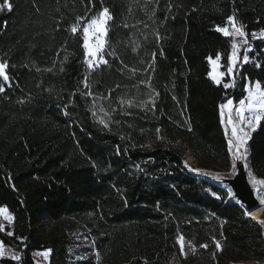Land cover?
Here are the masks:
<instances>
[{
  "label": "trees",
  "instance_id": "16d2710c",
  "mask_svg": "<svg viewBox=\"0 0 264 264\" xmlns=\"http://www.w3.org/2000/svg\"><path fill=\"white\" fill-rule=\"evenodd\" d=\"M104 7L108 64L91 69L82 28ZM233 15L252 46L238 103L247 82L264 83V39L251 36L264 30V0H0V207L14 216L0 240L20 256L0 264H36L49 249V264H71L78 229L93 249L75 264L264 262L261 225L185 166L188 153L204 170L233 163L220 114L229 90L209 65L229 62L217 28ZM248 149L264 180V120Z\"/></svg>",
  "mask_w": 264,
  "mask_h": 264
},
{
  "label": "snow or ice",
  "instance_id": "6c2138e0",
  "mask_svg": "<svg viewBox=\"0 0 264 264\" xmlns=\"http://www.w3.org/2000/svg\"><path fill=\"white\" fill-rule=\"evenodd\" d=\"M9 10H11V4H8ZM83 18H78V20ZM113 19L109 9L107 7L102 8L101 11L94 14L86 24L83 25L82 28V37H83V48L85 50V56L87 59L86 62L89 68L99 67L100 64H108V60L105 59V44H106V36L109 31V21ZM231 22V31L229 27H218L217 31L223 33L224 36H232V55L230 58V65L227 67L228 73H233L234 69H236L239 63V44L236 37L242 38L245 44L248 43L246 37L247 33L243 30L244 26L239 25L236 26L235 15L228 18ZM127 26V25H125ZM80 28L79 24H73L71 26V31L76 33ZM253 38H264V30H261L259 33L253 32L251 33ZM107 55L114 56L115 53L108 52ZM154 55L153 54V63H154ZM66 59V58H65ZM243 62L248 63L249 57L248 55L243 56ZM218 61H212L214 70ZM151 67V65H149ZM256 67H260L259 64H256ZM8 64L7 62H0V77L3 78V81L7 82L9 80V75L7 74ZM132 71H135L134 69ZM225 75L224 72H220L218 75H212V79L216 83L221 82V78ZM150 86V84H149ZM225 88L235 87V79L233 77V82L231 84H225ZM85 87L88 88L90 85L85 82ZM119 87V85H117ZM246 97L242 98L238 102V107L235 109V119L233 116V100L229 99L226 104H221V117H224L225 112L224 109H228L227 114V125L225 127V133H228V127L231 126V137L228 140L229 149L233 153V163L231 164V172L235 173L237 170L236 161H243L245 166H247V157L249 153V149L245 147L247 141L251 138L252 132L256 131L259 123L264 120V83L259 80L249 81L246 86ZM4 91V86L0 84V92ZM85 95L91 96L92 93L89 91ZM157 95H159L157 93ZM95 99V98H94ZM175 99V97H174ZM121 104L127 103L129 106H132V101H125L123 98L120 99ZM152 103V106L155 107L152 101H145L144 105ZM103 111V109H101ZM95 115V112H93ZM107 115V113H105ZM100 123L104 124L105 127H108L107 123L103 119L100 120ZM247 129V130H246ZM189 131H191V127L189 126ZM234 149V151H233ZM243 150V151H242ZM185 166L189 167L187 162H185ZM196 172H201L200 169H190ZM203 175H209L207 172L201 173ZM251 175V173H250ZM213 179L223 182V177L219 174L213 176ZM260 185L264 187V180H255L253 179V186L256 187ZM230 192V190H229ZM219 198V197H217ZM257 199L261 205H264V191H260L257 189ZM0 218L4 221H7L9 224L14 222V216L8 211L6 207H0ZM264 224V221L260 222ZM2 230V229H0ZM8 235H12L11 232ZM23 239V238H22ZM180 249L181 252H184V238L183 236L179 237ZM216 248L222 251V246L219 241H215ZM202 247L206 248L207 245H202ZM195 250V249H193ZM5 247L2 243H0V258H3L5 255ZM51 250L44 252L42 255L45 259L50 255ZM10 258L19 260L20 256L13 252H8ZM97 257H99V253H97Z\"/></svg>",
  "mask_w": 264,
  "mask_h": 264
},
{
  "label": "rangeland",
  "instance_id": "374dc122",
  "mask_svg": "<svg viewBox=\"0 0 264 264\" xmlns=\"http://www.w3.org/2000/svg\"><path fill=\"white\" fill-rule=\"evenodd\" d=\"M236 26H239V25L236 23ZM226 27H229L230 28V31H231V27H232L231 22H229ZM227 37H229L230 40H233V37L232 36H227ZM236 39H237L238 44H239V50H238L239 63L238 64H247V63H244L243 62V59L242 58H243V56L245 54L248 55L250 53V51L252 50L251 43L249 42V40L247 39V37H246V39L248 41L247 44H245L243 42V39L242 38L236 37ZM255 39H264V38L257 37ZM105 46H106V44H105ZM230 55H232V51H231ZM248 57H249V55H248ZM230 58H231V56H230ZM230 58H229L228 64H226V65H224L222 63L221 58L211 59L209 61L210 71H211L210 78H211V80L215 84H217V85H221L222 84L224 86L225 84H231L233 82V77L235 79V87L226 88V89L229 90V93H228V96H227L225 102L222 103V104H226L229 99L233 100L232 96L234 94H236L237 92H239L240 87H241V85H240L241 84V81L239 79V70H237V67H236V69H234L233 73H228L227 72V67L230 65ZM86 59H90V57L89 58H86ZM212 61H218L217 64H216V66H215V70H214V66H213ZM250 61H251V58L249 57V62ZM94 68H97V67H93L91 69H94ZM220 72H224L225 75L221 78V82L218 84V83H216L212 79V75H218ZM247 84H248V82L246 83V86H247ZM245 89H246V87H245ZM246 95H247V93H246V90H245V96H244V98L246 97ZM233 102H234L233 103V116H234V119H235V109L238 107V103L235 102L234 100H233ZM224 112H225V115H224V117H222V126H223V130L225 132V127L227 125L228 109H224ZM220 114H221V109H220ZM227 127H228V133L226 135H227V140H229V138L231 137V126H227ZM249 141H250V139L247 141V144L245 145L246 148H248ZM228 147H229V143H228ZM233 151H234V149H233ZM230 152H231V158H232V162H233V153H232V151H230ZM186 162L189 165V167H187V169L189 170V172L192 175H195L197 178H200L202 180L210 181L213 184L221 187L223 190L225 189L226 192H228V199L229 200H233V201L237 202L238 204L240 203L243 207H245V204L243 202H241V200L237 196V193L234 191V189L232 187V184L235 181L236 176L238 174H240V173H244L245 174V176L247 177V181H248V184L250 186V189H251V191L253 192V194H254V196L256 198H257V189H259L260 191H263V187L262 186H260V185H257L256 187L253 186V179L258 180V181L260 179H257L255 176L253 177V176L250 175V166H249L248 157H247V166H245V164H244L243 161H236L237 170H236L235 173H232L231 172V169L230 170H223V172H218V171L209 170V169L208 170L201 169L199 167V163L191 156L190 153H188L186 155ZM190 169H200L201 172H196V171H193V170H190ZM203 172H207L209 175H203V174H201ZM216 174H219V175H221L224 178L222 183L220 181H217V180L213 179V176L216 175ZM229 190H230V192H229ZM231 194H233V196H234L233 198L234 199H230L229 198ZM257 202L259 203V200L258 199H257ZM245 209H246V213H247L248 217H250L249 216L250 215V210H248L247 207H245ZM261 221H264V218ZM261 221H259V222H261ZM254 222H258V221L255 220ZM13 224H14V222L11 223V224H9L7 221H4L2 218H0V229H2L1 231L3 233L7 234V235H8L9 232L12 233V231H13V229H12ZM73 236H74V242H75V244H74V246H73V248L71 249V252H70V258H71V261L70 262H71V264H75L80 259H85L90 254L89 253V250L93 249L92 243L88 239L87 234H84L82 231H80L78 229V230H75L73 232ZM0 243L3 244V242L1 240H0ZM3 246L6 249L5 255H4L3 258L12 259L8 255V252L16 253L15 250L13 248H10V247L6 246L5 244H3ZM44 252H46V251H43V252H35L33 254V259H35L36 264H49V262H50V258H49L50 255L47 257V259H45L43 257V255H42Z\"/></svg>",
  "mask_w": 264,
  "mask_h": 264
},
{
  "label": "water",
  "instance_id": "95a60500",
  "mask_svg": "<svg viewBox=\"0 0 264 264\" xmlns=\"http://www.w3.org/2000/svg\"><path fill=\"white\" fill-rule=\"evenodd\" d=\"M256 177V176H255ZM258 178V177H257ZM260 179V178H258ZM262 180V179H260ZM234 191L237 193L238 198L245 204L248 210L254 209L257 205V198L254 196L244 173L236 176L232 184Z\"/></svg>",
  "mask_w": 264,
  "mask_h": 264
},
{
  "label": "bare ground",
  "instance_id": "6f19581e",
  "mask_svg": "<svg viewBox=\"0 0 264 264\" xmlns=\"http://www.w3.org/2000/svg\"><path fill=\"white\" fill-rule=\"evenodd\" d=\"M233 194L230 195V199L233 198ZM254 221H261L264 218V205H261L257 202V205L255 206L254 209L250 210V215H249Z\"/></svg>",
  "mask_w": 264,
  "mask_h": 264
},
{
  "label": "crops",
  "instance_id": "0c3cea01",
  "mask_svg": "<svg viewBox=\"0 0 264 264\" xmlns=\"http://www.w3.org/2000/svg\"><path fill=\"white\" fill-rule=\"evenodd\" d=\"M237 264H264V262L263 263H260V262H241V263H237Z\"/></svg>",
  "mask_w": 264,
  "mask_h": 264
},
{
  "label": "built area",
  "instance_id": "2783aa9c",
  "mask_svg": "<svg viewBox=\"0 0 264 264\" xmlns=\"http://www.w3.org/2000/svg\"><path fill=\"white\" fill-rule=\"evenodd\" d=\"M258 223L261 225V227H262V237H264V224H261L259 221H258Z\"/></svg>",
  "mask_w": 264,
  "mask_h": 264
}]
</instances>
